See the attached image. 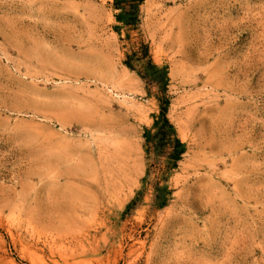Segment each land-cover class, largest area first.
<instances>
[{
    "label": "rangeland",
    "instance_id": "obj_1",
    "mask_svg": "<svg viewBox=\"0 0 264 264\" xmlns=\"http://www.w3.org/2000/svg\"><path fill=\"white\" fill-rule=\"evenodd\" d=\"M114 2L0 0V264H264V0ZM142 44L186 144L162 208Z\"/></svg>",
    "mask_w": 264,
    "mask_h": 264
},
{
    "label": "trees",
    "instance_id": "obj_2",
    "mask_svg": "<svg viewBox=\"0 0 264 264\" xmlns=\"http://www.w3.org/2000/svg\"><path fill=\"white\" fill-rule=\"evenodd\" d=\"M144 0H115L114 6L120 12L117 15L119 21L126 25H131L137 15L140 4ZM125 64L141 75L147 85L160 84V113L154 123L155 133L151 130L145 132L147 154L149 159L165 158V165L160 168L159 180L154 183L153 204L157 208L167 205L171 190L162 181H167L171 171L178 166L183 154L186 152V144L178 137L176 128L169 120L167 114L170 105V97L167 94L169 82L168 68L154 63L147 44H142L137 50H133L127 55ZM150 91V89H149ZM157 149V151H156ZM153 167V164H150ZM147 169V176L151 174V167ZM141 196V193H138ZM137 196L127 207L130 211L138 204L140 197Z\"/></svg>",
    "mask_w": 264,
    "mask_h": 264
}]
</instances>
